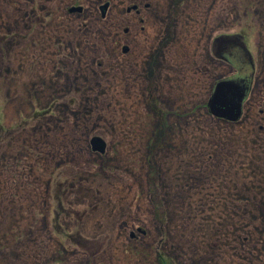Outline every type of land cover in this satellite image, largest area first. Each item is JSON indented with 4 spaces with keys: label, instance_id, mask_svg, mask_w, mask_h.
Segmentation results:
<instances>
[{
    "label": "rangeland",
    "instance_id": "rangeland-1",
    "mask_svg": "<svg viewBox=\"0 0 264 264\" xmlns=\"http://www.w3.org/2000/svg\"><path fill=\"white\" fill-rule=\"evenodd\" d=\"M49 1L0 0V264H264V0H146L129 56L95 0L61 45L30 34ZM239 29L256 72L228 122L212 41Z\"/></svg>",
    "mask_w": 264,
    "mask_h": 264
},
{
    "label": "flooded vegetation",
    "instance_id": "flooded-vegetation-1",
    "mask_svg": "<svg viewBox=\"0 0 264 264\" xmlns=\"http://www.w3.org/2000/svg\"><path fill=\"white\" fill-rule=\"evenodd\" d=\"M67 1L68 0H50L48 3L52 7L45 9L44 11H39V13H37V10L35 8H32V10L30 9L31 10L30 13H32L31 16L32 23L28 32L32 34L35 33L36 31H40V32L47 31V33L43 35L44 41L51 43L53 47L58 46V44L61 45L63 42L61 36L63 34V31H65L63 26L64 25L66 26V21H67L66 19H69V17H73V16H81L85 13V11H87L82 8L81 4L78 3V0H72L73 2L70 5H68ZM95 1L97 3L96 4V11H98L97 15H99L98 18L96 15V20L101 21L100 23L106 22L108 24H111V22H113V19L116 20V16L128 22L127 25H124L121 29H119L120 31H122V36L121 35L117 36L116 32L115 34L112 35V37L110 35V43L108 44V46L112 47L113 50L108 52L109 56L111 54H115L117 51L118 52L120 51V53H123L124 55H128V56L134 54L135 51L133 47L137 46V41L136 39H133L134 36V34L132 35L133 29H131L130 26L132 24L139 23L140 25H142L139 28L140 33H144L146 30H148L147 29L148 27L146 26L147 27L146 28L144 26V24H147L148 19L144 17L142 14L143 11L150 10V6L149 4H147V1L129 0L127 2V5L124 6V8H122V11H124L123 15H121V13H119V15H116L114 13L115 10H112V0H95ZM104 5H106V7L104 10H102L100 7L101 6L103 7ZM256 8H257L256 14L258 13L262 14L261 12L258 11L261 8H259V6ZM87 16H92V15L87 14ZM86 20L91 22V19H86ZM251 25L253 24H249V27H251ZM52 26L54 27L49 28ZM254 27L256 28L257 26L254 24ZM41 28H43V30ZM58 31H62V32L58 33ZM247 38H249L248 32L239 29L238 33L232 35H223L215 38L212 41L213 44L212 49L214 51L215 57L217 59L220 58L221 60H224V63H226L231 68L233 74L236 75L239 72V75L240 74L243 75L246 72V74L249 75L252 72L253 75H252L251 85L253 86V80L256 72V64L254 61L255 56L251 54V51L248 48L249 42ZM262 47L264 48V35H263ZM102 66H103L102 63H98V67H102ZM161 259L164 258H161V256L159 255L158 264H161L159 262V260L161 261Z\"/></svg>",
    "mask_w": 264,
    "mask_h": 264
},
{
    "label": "water",
    "instance_id": "water-1",
    "mask_svg": "<svg viewBox=\"0 0 264 264\" xmlns=\"http://www.w3.org/2000/svg\"><path fill=\"white\" fill-rule=\"evenodd\" d=\"M105 7L106 5L101 9L104 10ZM251 83L252 73L247 75L246 72L243 75H239L238 72L234 77L217 81L206 105L210 115L228 122H237L241 118L242 107L249 94ZM90 145L94 152L99 154L105 152V143L99 137H93Z\"/></svg>",
    "mask_w": 264,
    "mask_h": 264
},
{
    "label": "trees",
    "instance_id": "trees-1",
    "mask_svg": "<svg viewBox=\"0 0 264 264\" xmlns=\"http://www.w3.org/2000/svg\"><path fill=\"white\" fill-rule=\"evenodd\" d=\"M159 262H160L161 264H169L165 259H161V261L159 260Z\"/></svg>",
    "mask_w": 264,
    "mask_h": 264
}]
</instances>
